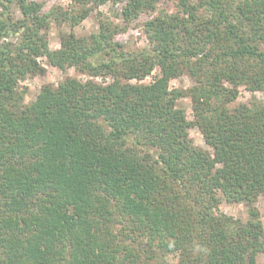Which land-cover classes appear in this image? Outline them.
<instances>
[{
    "label": "trees",
    "instance_id": "obj_1",
    "mask_svg": "<svg viewBox=\"0 0 264 264\" xmlns=\"http://www.w3.org/2000/svg\"><path fill=\"white\" fill-rule=\"evenodd\" d=\"M70 1L42 13L32 0H0V264H255L264 103L228 105L238 87L264 90V0H173V13L144 24L147 48L125 50L112 38L126 27L99 21L50 50L52 20L71 28L115 0ZM120 1L130 22L160 0ZM37 58L109 82L66 77L22 105L18 82L45 74ZM155 66L152 83L130 82ZM184 73L194 85L169 89ZM222 202L245 205L246 221Z\"/></svg>",
    "mask_w": 264,
    "mask_h": 264
},
{
    "label": "rangeland",
    "instance_id": "obj_2",
    "mask_svg": "<svg viewBox=\"0 0 264 264\" xmlns=\"http://www.w3.org/2000/svg\"><path fill=\"white\" fill-rule=\"evenodd\" d=\"M41 4L42 13L48 12L53 7H59L63 10H70L72 3L70 0H32ZM123 2L120 0L109 1L106 4L100 5L92 10L89 15L78 25L74 27H68L66 25H58L55 20H52L49 24L47 32L48 48L50 50L58 49L60 37L63 34L74 33L76 36H88L89 34L96 32L99 21H109L113 25L118 27H126L125 30L116 32L113 36V41L121 45L125 50H138L147 48L149 46L148 39L144 34V24L146 21L155 17V15L161 11H167L173 13L176 10L173 0H160L156 4V10L154 11H143L135 19L130 22H124L121 16V9ZM14 16L17 17L18 10L13 7ZM10 40L14 43L16 37L10 36L4 38L3 41ZM37 62L41 67L45 69V74L40 78H26L18 82L19 91H23L22 105L31 103L40 88L43 85L49 84L56 86L66 77L76 78L81 82L86 80H93L95 83L104 85L109 82V78L101 77H90L84 73H80L74 68H65L58 70L49 66L44 58H37ZM159 68L155 66L152 72L144 79L135 81L131 80L132 83L150 84L154 78L158 75ZM194 79L187 73H184L176 78L169 80V89L176 88L181 90H187L194 85ZM226 86H228L225 83ZM256 99L259 102L264 103V90L258 92H249L243 87H238V96L235 101L228 105V108L232 109L240 104H246L250 100ZM177 107L183 109L186 114V118L189 121L193 120L191 101L188 97H182L177 100ZM189 136L193 140V144L205 151H209L208 147L204 144L201 134L197 128H191L189 130ZM259 211L261 222L264 226V198L258 197L255 204ZM219 211L226 216L232 217L233 219H239L246 221L247 213L246 206L243 204H229L222 202L219 204ZM163 264H177V258L174 255H168L163 260ZM255 264H264V256L259 253L255 257Z\"/></svg>",
    "mask_w": 264,
    "mask_h": 264
}]
</instances>
